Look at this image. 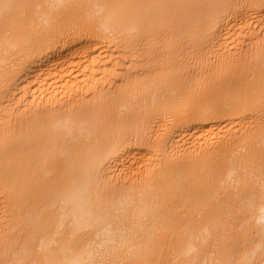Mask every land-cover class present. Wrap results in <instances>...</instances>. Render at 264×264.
Segmentation results:
<instances>
[{"label": "bare ground", "instance_id": "6f19581e", "mask_svg": "<svg viewBox=\"0 0 264 264\" xmlns=\"http://www.w3.org/2000/svg\"><path fill=\"white\" fill-rule=\"evenodd\" d=\"M200 12L213 82L165 65L105 91L134 37ZM263 15L264 0H0V264H264V39L234 58ZM18 103L45 110L17 123Z\"/></svg>", "mask_w": 264, "mask_h": 264}, {"label": "rangeland", "instance_id": "374dc122", "mask_svg": "<svg viewBox=\"0 0 264 264\" xmlns=\"http://www.w3.org/2000/svg\"><path fill=\"white\" fill-rule=\"evenodd\" d=\"M224 1L225 0H221V2ZM208 15L209 12H200L194 18L185 20V23L181 24L179 28L175 30H171L165 26H160L158 28H153V30L150 31L145 30L140 35L134 37L129 43V45L134 48L132 53H128L130 58L121 60L119 59L114 63V65L110 64L108 67L110 69L111 75H109L106 79V83L104 85L106 86L105 91H111L113 93L116 92V89H124L128 82L132 79H150L155 75L154 71L156 69L163 68L165 65L173 66L175 71L181 70L183 67V74L181 76H183L187 85L196 83L197 90L201 89L206 81H210V83L213 82L215 78H213L212 70L208 69V65L206 66V64H208L209 61L216 63L221 60H219V57H216L214 54L216 49L212 50L210 53H205L204 56L203 53H200L206 46L209 45V40L211 38V36L206 34L204 30V21ZM250 17L251 16H249V18ZM171 21L175 22L176 18L172 17ZM158 22L160 21L158 20ZM236 27H239V25H236ZM198 29H200L203 35L198 51L193 52V42L195 41L193 38V33ZM263 39L264 32H262V34L257 37L247 40L244 43L246 46L242 49L241 53L236 55L234 58H238L240 61L249 60V55L255 50V48L249 49L248 44L254 40L261 41ZM101 75L102 74L98 76ZM94 96V89H91L90 94L84 98L87 100H92ZM4 97L5 94L0 97V99L3 101L0 102L1 109L4 106V103H6L4 102L6 101ZM59 102L56 103L57 107H55L54 112L67 110V107L60 106L61 104H59ZM26 105L27 104H15L13 109L14 114L12 116L13 118L16 117L17 119L14 122L18 123L19 119L24 117L26 112L35 113L38 110H45L44 106H40L38 108H28L25 107ZM2 110L4 115L3 122H5L9 111L4 109ZM42 113L47 114L49 112L43 111ZM179 132L181 131H178L176 134ZM194 133L197 135L195 129H190L183 133V135L185 137L192 138L195 136ZM0 199L2 202L4 201L3 197H0ZM2 204L4 206L5 203ZM3 210L2 218L0 220L2 224V226H0V246L4 244L5 241L11 239L10 233L9 235L4 236V222L7 220L6 206L3 207Z\"/></svg>", "mask_w": 264, "mask_h": 264}]
</instances>
